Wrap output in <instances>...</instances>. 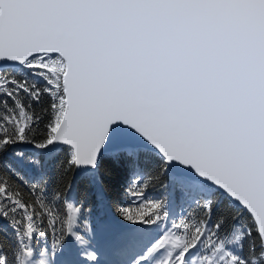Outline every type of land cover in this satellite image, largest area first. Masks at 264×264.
I'll list each match as a JSON object with an SVG mask.
<instances>
[{
	"label": "snow or ice",
	"instance_id": "snow-or-ice-1",
	"mask_svg": "<svg viewBox=\"0 0 264 264\" xmlns=\"http://www.w3.org/2000/svg\"><path fill=\"white\" fill-rule=\"evenodd\" d=\"M109 164L198 209L131 189L117 264H264V0H0V264H87L35 242Z\"/></svg>",
	"mask_w": 264,
	"mask_h": 264
},
{
	"label": "trees",
	"instance_id": "trees-1",
	"mask_svg": "<svg viewBox=\"0 0 264 264\" xmlns=\"http://www.w3.org/2000/svg\"><path fill=\"white\" fill-rule=\"evenodd\" d=\"M19 175V174H18ZM19 180H23V185H21L22 195L31 202L33 199H40L43 203H48L51 197L49 188L53 191L62 187L61 178L59 176L55 177V184L49 185L47 182L41 183L35 180L29 179V177L19 175V179L15 182L19 184ZM167 182L165 181V184ZM139 186L143 188L150 199L165 197L169 199L171 195L176 198L179 197L177 193H169L160 184L157 179L156 174H141L135 175L133 173L125 174L117 167H113L109 164L108 169H106V174L101 177L100 185H94L89 182H84L82 185L78 184L77 188L79 190V197L77 199L66 200L63 207L59 208L55 203H50L49 207H52L54 211L59 214L60 219L55 222V227L49 224L48 217H44V221L41 223V227L48 233L46 238H37L36 244L40 247L41 253L45 250H52L53 244L57 242L60 235L61 229H65V236L67 237V229H69L70 220L68 219L69 214L72 216V209L68 208V204H72L77 208H81L79 214L76 213L74 222L77 227L85 228L84 224L88 218H96L101 215L103 208L106 207L110 213L120 221L128 222L126 219L119 218L117 214V205L119 204L120 209H128L129 211L135 213L138 211L137 205L133 203V195L131 194V189ZM38 188L41 191L29 192V189ZM58 194V193H57ZM119 200H123V203H119ZM143 204L140 205L142 208ZM198 209L193 203L191 206L187 204V209L184 213V217L189 215L194 216ZM104 216V215H102ZM100 216V217H102ZM45 239V241H43ZM63 247L62 243L57 244L56 248Z\"/></svg>",
	"mask_w": 264,
	"mask_h": 264
},
{
	"label": "rangeland",
	"instance_id": "rangeland-1",
	"mask_svg": "<svg viewBox=\"0 0 264 264\" xmlns=\"http://www.w3.org/2000/svg\"><path fill=\"white\" fill-rule=\"evenodd\" d=\"M133 202L135 205L138 203V199L136 196H133ZM170 204V212L174 215L172 216V221H175L177 224L179 223V220L184 217V213L187 209V204L185 200L179 196L175 197L174 195H171V198L169 199ZM143 208V206H142ZM106 215L97 216L96 218H88L89 220L86 221L84 226L85 228L77 227L74 219L76 216L75 212H72V219L70 220L69 228L74 227L75 231L74 234L71 236V240L74 245L73 253L76 251H79V258L82 256H88V258L91 259L92 254H95V258L97 261H100L101 264H106V261L103 258H107L110 255V249H111V236L114 234V232L117 230L118 224L123 225H130L133 223H139V222H122L116 219L110 211H106ZM147 218V217H146ZM159 223V222H158ZM169 230L174 232L175 229L171 228V221H169L167 224L161 223L160 224V231L163 233L165 230ZM116 233V232H115ZM115 236V235H114ZM79 238V239H78ZM169 238V237H165ZM45 241V239L43 240ZM120 245V243H118ZM62 250L61 248H55V250H45L43 253H41L42 259L45 260H55L57 257V254ZM83 253V255H82ZM92 264L94 262L92 261Z\"/></svg>",
	"mask_w": 264,
	"mask_h": 264
},
{
	"label": "bare ground",
	"instance_id": "bare-ground-1",
	"mask_svg": "<svg viewBox=\"0 0 264 264\" xmlns=\"http://www.w3.org/2000/svg\"><path fill=\"white\" fill-rule=\"evenodd\" d=\"M118 225L120 226L121 224H118ZM118 243H119L118 241L117 242L111 241L112 245L110 249V255L106 259L103 258L106 261V264H117V262L115 261L117 259L115 252L120 249V246L118 245ZM79 259L81 261L87 262V264H92V261L90 260V258H88V256H84V257L81 256Z\"/></svg>",
	"mask_w": 264,
	"mask_h": 264
}]
</instances>
